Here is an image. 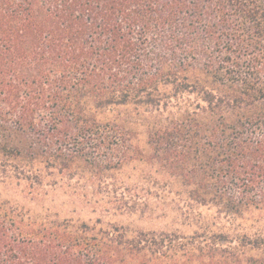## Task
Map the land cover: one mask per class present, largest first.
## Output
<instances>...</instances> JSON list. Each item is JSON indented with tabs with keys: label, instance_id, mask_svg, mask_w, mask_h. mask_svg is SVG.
I'll use <instances>...</instances> for the list:
<instances>
[{
	"label": "trees",
	"instance_id": "trees-1",
	"mask_svg": "<svg viewBox=\"0 0 264 264\" xmlns=\"http://www.w3.org/2000/svg\"><path fill=\"white\" fill-rule=\"evenodd\" d=\"M0 190L95 215L0 198V264H264V0H0Z\"/></svg>",
	"mask_w": 264,
	"mask_h": 264
},
{
	"label": "rangeland",
	"instance_id": "rangeland-1",
	"mask_svg": "<svg viewBox=\"0 0 264 264\" xmlns=\"http://www.w3.org/2000/svg\"><path fill=\"white\" fill-rule=\"evenodd\" d=\"M0 198L10 197L15 202L24 205L32 209L34 212L44 211L46 209H50L54 212H59L61 217H72L73 219H83L87 220L89 218H94L95 215L90 213V210L86 207L76 208L72 199H70L69 195L58 191L55 195L51 194L47 199H43L42 201H31L27 198L21 197L16 192L8 193L6 191L1 192L0 190ZM75 206V207H73ZM117 223H121L123 225H130L135 228H140L144 230H160L166 229L169 227V223L171 219H138L137 217H112Z\"/></svg>",
	"mask_w": 264,
	"mask_h": 264
}]
</instances>
